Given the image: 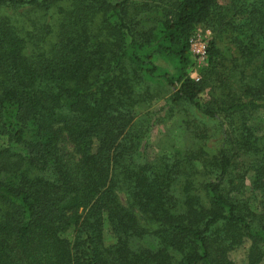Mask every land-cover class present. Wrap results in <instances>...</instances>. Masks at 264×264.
Returning a JSON list of instances; mask_svg holds the SVG:
<instances>
[{
    "label": "trees",
    "instance_id": "1",
    "mask_svg": "<svg viewBox=\"0 0 264 264\" xmlns=\"http://www.w3.org/2000/svg\"><path fill=\"white\" fill-rule=\"evenodd\" d=\"M0 136V264H264V0H0Z\"/></svg>",
    "mask_w": 264,
    "mask_h": 264
},
{
    "label": "rangeland",
    "instance_id": "2",
    "mask_svg": "<svg viewBox=\"0 0 264 264\" xmlns=\"http://www.w3.org/2000/svg\"><path fill=\"white\" fill-rule=\"evenodd\" d=\"M228 0H221V3H227ZM195 37V48H198L201 43H206L207 46H209V42L211 39L214 37V32L212 28H210L207 25H199L197 30L194 33ZM193 54V53H192ZM194 56V55H193ZM195 58V66L191 72V76L195 78L196 80H199L201 78V70L207 65V58L204 60H200L197 57ZM161 65L163 68L174 71L173 64L170 61H160ZM164 92V97L163 99L160 98L156 100L152 106L150 107L151 110L155 113H163L164 112V105L166 103V97L170 95L171 89L168 86H165V88L162 90ZM194 112L188 111L185 112L184 110L181 112H178L174 118L171 120H168L164 123H157L153 129L151 140L149 142V148H148V154L150 157H154L158 154H160L159 149V143L161 140L165 141L166 139V134L168 133V130H172L173 136H175V140L180 143L186 142L188 139L187 137L184 136L182 133V121L184 118H192L194 117ZM4 142L3 137L0 136V143ZM164 144V143H163ZM105 236H106V242L109 243L110 241L113 240V235L111 233L110 227L108 224L105 226ZM249 247V243L246 242L244 245L241 247L235 249L234 251L231 252V257L235 261L239 263H244L246 260L247 256V249Z\"/></svg>",
    "mask_w": 264,
    "mask_h": 264
},
{
    "label": "built area",
    "instance_id": "3",
    "mask_svg": "<svg viewBox=\"0 0 264 264\" xmlns=\"http://www.w3.org/2000/svg\"><path fill=\"white\" fill-rule=\"evenodd\" d=\"M195 35V34H194ZM191 37V51L194 55V57H197L200 60H204L205 58H207V44L206 43H201L200 46L198 48H195V36Z\"/></svg>",
    "mask_w": 264,
    "mask_h": 264
}]
</instances>
